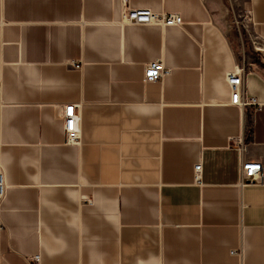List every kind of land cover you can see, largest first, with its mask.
<instances>
[{"label":"crops","instance_id":"obj_1","mask_svg":"<svg viewBox=\"0 0 264 264\" xmlns=\"http://www.w3.org/2000/svg\"><path fill=\"white\" fill-rule=\"evenodd\" d=\"M124 4L183 23L122 24ZM247 11L264 39V0H0V264H229L232 249L264 264V176L241 173H264ZM155 59L169 73L144 82ZM236 68L260 107L229 103ZM60 104L77 107V143Z\"/></svg>","mask_w":264,"mask_h":264},{"label":"built area","instance_id":"obj_2","mask_svg":"<svg viewBox=\"0 0 264 264\" xmlns=\"http://www.w3.org/2000/svg\"><path fill=\"white\" fill-rule=\"evenodd\" d=\"M120 23L134 25H182L183 21L178 13L153 12L150 9L134 8L124 4L121 13ZM252 23L249 11L242 16L234 18V24L243 28L247 33L251 48L264 58V39L250 33V25ZM73 64V63H72ZM169 73V69L165 68L160 59L152 60L146 63L143 72L144 82H155L161 80ZM243 69L236 68L226 74V83L229 88V103L238 106H255L260 107L261 103L256 97L245 94L243 84ZM1 87V85H0ZM74 104H60L57 106V116L62 120V128L64 140L66 143H77L79 139V116ZM202 173V164L198 162L193 167L194 181L199 182ZM242 182L244 183H260L263 180V166L259 160H246L241 163ZM7 184L5 176L0 168V205L5 197ZM90 202V201H89ZM231 254L237 257L236 262L229 264H246L243 261L242 252L238 249H232ZM30 261L38 263L39 255L35 254L30 257Z\"/></svg>","mask_w":264,"mask_h":264},{"label":"rangeland","instance_id":"obj_3","mask_svg":"<svg viewBox=\"0 0 264 264\" xmlns=\"http://www.w3.org/2000/svg\"><path fill=\"white\" fill-rule=\"evenodd\" d=\"M239 35L241 36L242 41L244 42V47H249V39L247 33L243 30V28L239 27ZM248 44V45H247ZM250 48L248 50V54H251Z\"/></svg>","mask_w":264,"mask_h":264}]
</instances>
